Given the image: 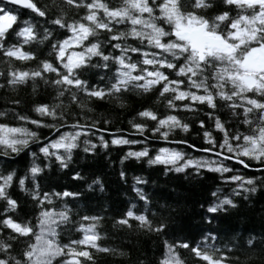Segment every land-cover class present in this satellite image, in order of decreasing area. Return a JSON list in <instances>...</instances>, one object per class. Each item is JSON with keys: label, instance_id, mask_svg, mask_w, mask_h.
Here are the masks:
<instances>
[{"label": "snow or ice", "instance_id": "obj_1", "mask_svg": "<svg viewBox=\"0 0 264 264\" xmlns=\"http://www.w3.org/2000/svg\"><path fill=\"white\" fill-rule=\"evenodd\" d=\"M4 3L5 6H0V56L8 58L10 70L5 77L7 83L25 84L28 80L35 82L39 78L55 92V96L51 103H41L33 109L38 116L50 118L51 123L16 114L18 120L52 129L53 135L41 143L35 131L0 125V157L19 154L29 147L31 141L38 144L37 151L46 161L54 158L60 168H66L72 150L79 146L81 135L86 137L83 144L88 145L83 149L85 152L91 153L97 147L87 139L97 121L93 118L92 123L82 124L83 116L65 114L61 98H68L84 109L85 97L88 101L111 102L119 101L127 92H155L158 98H162L166 111L158 113L145 109L137 113L139 117L153 122L148 129L152 138L212 153L216 159H197L184 151L163 147L151 156L145 147L140 151L127 152L121 163L128 158L139 161L147 157L148 165H163L165 174L183 173L186 168H192L198 175L201 169H207L220 173L225 182L236 184L231 194L238 196L243 193L245 199L246 194L257 191L255 180L264 186V0H221L223 8L212 17L200 11L212 6L208 0H189L188 4L184 0H160L159 3L157 0H124L119 8H110L99 0H66L67 5L75 4L77 8L84 9L82 15L77 14L78 19L71 21L63 14L49 18L34 0H4ZM6 5L29 10L34 14L31 22L25 20L23 26L17 24V15ZM233 9L236 10L235 15ZM157 10L159 15L155 14ZM99 12H103V16ZM14 24H17L16 28H13ZM40 28L43 29L42 35ZM101 33L104 34L102 40L97 38ZM12 35L21 38L23 44L47 41L50 59L39 61L32 70L11 69L12 60L34 58L32 52L21 50L19 41L10 42ZM130 40L133 43H129ZM68 49L72 51L68 52ZM89 73L99 76V80L94 82ZM204 109L208 110L205 115L209 116L211 124L206 126L201 120L199 126L203 130L204 143L210 147L196 149L183 139L169 141V134L174 129L185 133L189 131V124L178 118L176 113ZM224 109L228 110L233 122L238 120L247 126L248 133L241 132L238 127L233 128L231 123L223 120L220 111ZM87 111L92 109L89 107ZM3 115L5 113L0 112V116ZM69 120L72 122L68 123ZM102 122L108 123L106 119ZM129 124L144 139L113 138L112 145L147 143L149 137L145 132L148 126L132 121ZM213 125L215 132L210 131ZM61 128L66 130L61 131ZM220 134L222 140L219 139ZM98 139L101 147H108L105 140ZM61 149L62 152L59 151ZM28 155L35 159L36 152L30 150ZM227 161H234L244 169L252 166L249 161H255L262 175L245 178L235 172ZM44 166L48 167V164ZM42 171L35 162L29 170L32 180L30 194L39 209L35 225L9 215L18 206L6 189L14 183L23 189L28 177L14 180L13 172L0 174V200L5 201L0 211V229L7 230V239H0V264H53L57 257L61 259L56 260V264H88L92 259L91 248L99 251L109 249L97 245L99 236L94 231V224L82 228L80 239L70 240L67 244L57 241L58 229L69 221V216L67 210L54 212L47 205L53 203V198L63 201L67 197H79L81 193L65 190L41 194L36 180ZM227 173L232 174L223 175ZM120 176L125 179L123 171ZM72 179L83 177L76 173ZM135 183L146 181L136 177ZM93 184H100L99 179ZM88 187L91 189L92 185ZM133 190L143 202L144 212L134 213L129 209L115 223L131 228L130 221L134 220L141 230L168 235L171 226L167 218L161 216L154 222L147 215L151 210L150 198L139 188ZM212 195L216 197L217 192ZM236 206L229 197L217 198L207 207L206 213L210 215L205 219L210 222L216 213L227 212ZM82 219L95 221L100 218L84 216ZM248 244L252 245L253 241L249 239ZM20 245L23 247H20L18 255H13V249ZM175 247L188 249L205 264H230L232 259L217 256L219 250L206 242L192 246L186 241H176L174 237L172 244L165 241L167 252ZM161 264H183V261L173 256Z\"/></svg>", "mask_w": 264, "mask_h": 264}, {"label": "trees", "instance_id": "obj_2", "mask_svg": "<svg viewBox=\"0 0 264 264\" xmlns=\"http://www.w3.org/2000/svg\"><path fill=\"white\" fill-rule=\"evenodd\" d=\"M34 2L48 13L49 18L63 14L66 19L71 21L79 18L77 14L84 13L83 8H77L75 4L69 6L66 0H34ZM99 2L107 4L110 8H119L123 5L124 0H99ZM159 2L160 0H157V3ZM208 2L212 6L200 10L207 17L214 16L223 8L221 0H208ZM184 3L188 4L189 0H184ZM0 6H5V4L0 2ZM6 7L17 15V24L20 26H23L22 22L25 20L31 22L34 16L29 10H21L8 5ZM235 12L236 10L233 9V15ZM98 14L103 16V12ZM155 14L159 15L158 10ZM17 24H14L13 28H16ZM164 27L168 26L164 25ZM9 31L11 32V30ZM39 32L42 35L43 29L40 28ZM97 38L104 39V34L101 33ZM18 41L22 45L21 50L32 52L34 58L28 61L12 60L11 69L32 70L37 67L39 61L50 59L47 55L49 50L47 41L42 44L37 41L23 44L21 38L15 35L11 36L10 42ZM129 43H133V41L130 40ZM9 70L8 58L0 56V112L5 113L0 116V125L24 127L29 131H35L38 140L43 143L47 137L53 135V130L18 120L16 114L20 113L29 119L47 120L51 123L50 118L38 116L33 109L41 103H51L55 92L46 87L39 78H36L35 82L28 80L25 84L10 85L5 78ZM88 75L94 82L99 80V76L93 75V73ZM61 100L64 105V113L83 116L85 119L80 121L82 124L92 123L93 118L97 121L95 128L87 137L97 147L91 153L85 152L83 149L88 145L83 144L82 141L86 137L81 135L79 146L72 150L71 159L67 161V167L63 169L59 167L54 158L46 161L43 155L37 151L38 144L31 141L29 147L23 149L19 154H11L6 158L0 157V174L13 172L14 180L28 177L25 179L23 189L18 183H14L6 189L18 206L16 211L9 215L18 221L30 222L33 225L37 222L36 216L39 209L36 208V202L30 194L32 180L29 172L35 162L43 169L36 180L41 194L65 190L81 193L79 197H67L63 201L53 198V203L47 207L54 212L67 210L69 221L58 229L57 241L60 244H67L70 240L82 238V228L91 224L95 225L94 231L99 236L96 241L97 245L109 250L99 251L97 248H91L92 259L88 264H161L162 261L171 259L173 256L182 260L183 264H205L185 248L175 247L170 253L167 252L165 241L172 244L173 237L176 241H186L192 246L206 242L219 250L216 253L217 256L231 257L230 264H264V186L259 180L254 181L257 191L246 194L247 199H245L243 193L238 196L231 194L236 184L225 182L220 173L207 169H201L198 175L192 168H186L183 173L168 172L165 174L163 165H148L147 157L141 158L139 161L135 158H128L121 163V158L127 152L140 151L145 147L148 148L151 156H155L158 149L163 147L184 151L197 159L201 157L216 159L212 153L195 151L187 148L184 144L178 145L152 138L148 129L153 122L147 118L139 117L137 113L145 109L158 113L166 111L162 98H158L155 92H127L119 101L111 102L95 99L88 101L85 97L86 107L84 109H81L76 103L70 102L68 98H61ZM89 107L92 109L91 112L87 111ZM205 111L208 110L204 109L199 112L180 110L176 113L178 118L189 124V131L185 133L178 128L174 129L169 134V141L183 139L194 145L196 149L210 147L204 143L203 130L199 126L201 120L205 121L206 126L211 124ZM220 117L231 123L233 128L238 127L241 132L248 133L247 126L240 124L238 120L232 121L228 116V110H221ZM105 119L108 121L107 124L102 122ZM129 121L145 123L148 126L145 132L149 137L147 143L112 145L113 138L138 141L144 139L136 133ZM71 122V120L68 121V123ZM65 130L61 128V131ZM210 131L215 132L214 125L210 127ZM98 137L105 140L108 147H101ZM213 138L217 139L216 136ZM219 139L222 140V134L219 135ZM30 150L36 152L35 159L28 155ZM226 163L245 178L262 175L257 170L258 165L255 161H249L252 166L247 169H244L242 165L235 164L234 161ZM45 164H48V167H45ZM122 171L125 173V179H121ZM76 173H79L83 179H72ZM136 177H141L146 183L136 184ZM97 178L100 184H93ZM89 185H92L91 189L88 187ZM134 188L141 189L150 198L151 210L147 215L153 218L154 222L161 216L167 218L171 226L168 235L141 230L136 226L137 222L134 220L130 221L131 228L115 223L129 209L134 213L144 212L143 202L138 199ZM213 192H217L216 197L212 195ZM225 197L232 199L237 206L229 208L227 212L216 213L215 218L210 222L206 220L205 217L210 215L206 213L207 207L217 198ZM4 205L5 201L0 200V211L3 210ZM84 216L99 217L100 219L84 220L82 219ZM0 233H2L0 239H7V230L0 229ZM206 237L207 240H205ZM249 239L253 241L252 245L248 244ZM20 247L23 245L14 248L12 254L18 255ZM59 259L61 257H57L53 264H56V260Z\"/></svg>", "mask_w": 264, "mask_h": 264}, {"label": "water", "instance_id": "obj_3", "mask_svg": "<svg viewBox=\"0 0 264 264\" xmlns=\"http://www.w3.org/2000/svg\"><path fill=\"white\" fill-rule=\"evenodd\" d=\"M0 2L3 3V4H5L4 3V0H0ZM8 6H11V7H14V8H17V9H21V10H27V9H22V8L16 6V5H8Z\"/></svg>", "mask_w": 264, "mask_h": 264}, {"label": "rangeland", "instance_id": "obj_4", "mask_svg": "<svg viewBox=\"0 0 264 264\" xmlns=\"http://www.w3.org/2000/svg\"><path fill=\"white\" fill-rule=\"evenodd\" d=\"M72 51V49H68V52H71Z\"/></svg>", "mask_w": 264, "mask_h": 264}]
</instances>
